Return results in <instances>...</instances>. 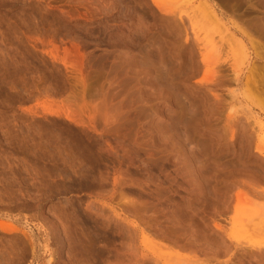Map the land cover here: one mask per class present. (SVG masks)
Returning a JSON list of instances; mask_svg holds the SVG:
<instances>
[{
	"label": "rangeland",
	"instance_id": "rangeland-1",
	"mask_svg": "<svg viewBox=\"0 0 264 264\" xmlns=\"http://www.w3.org/2000/svg\"><path fill=\"white\" fill-rule=\"evenodd\" d=\"M0 264H264V0H0Z\"/></svg>",
	"mask_w": 264,
	"mask_h": 264
},
{
	"label": "bare ground",
	"instance_id": "bare-ground-1",
	"mask_svg": "<svg viewBox=\"0 0 264 264\" xmlns=\"http://www.w3.org/2000/svg\"><path fill=\"white\" fill-rule=\"evenodd\" d=\"M212 17V16H211ZM214 19V18H213ZM262 129V128H261Z\"/></svg>",
	"mask_w": 264,
	"mask_h": 264
}]
</instances>
